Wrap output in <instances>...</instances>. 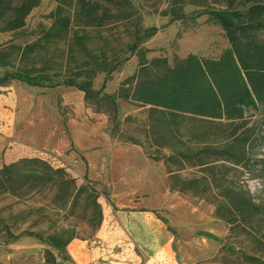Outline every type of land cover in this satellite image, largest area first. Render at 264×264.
<instances>
[{"label": "rangeland", "instance_id": "1", "mask_svg": "<svg viewBox=\"0 0 264 264\" xmlns=\"http://www.w3.org/2000/svg\"><path fill=\"white\" fill-rule=\"evenodd\" d=\"M131 1L142 16L141 26L157 27L144 42L149 61L165 58L172 66L188 53L217 58L229 46L220 26L207 21L204 6L187 3L185 16L170 22L162 14L169 0ZM54 7V0H41L22 29L0 33V43L10 38L15 43L32 41L41 26L50 25ZM122 31L119 27L104 33L110 46L120 47L128 41ZM95 43L100 44L101 38H95ZM113 60L111 72L100 71L93 78L94 89L114 93L137 67V57L130 49ZM9 70L0 68V76ZM117 108L120 128L145 137L149 106L118 98ZM182 132L194 148L201 145L202 137L233 143L229 152L220 148L218 153L202 154L200 165L171 164L180 178L204 175L208 167H214L217 177L264 205V102L244 108L242 117L236 119L188 120ZM122 139L110 133L108 114L84 101L79 80L73 85H66L63 77L42 85L19 80L0 85V166L20 157L38 156L64 167L77 184L85 179L98 182L101 225L90 235L85 221H71L85 238H74L67 245L66 259L54 251L58 264H248L242 262L244 252L264 260V217L256 218L248 233H230L211 199L170 189L164 161L148 158L140 145ZM135 146L140 152H135ZM237 153L244 154L241 161ZM135 164L139 165L136 173ZM39 205L45 207L42 212L36 210ZM50 206L46 191L21 199L0 193V264L43 263L47 244L26 231L30 226L33 232L44 227L46 220L40 215L50 213ZM36 221L43 224L36 225Z\"/></svg>", "mask_w": 264, "mask_h": 264}, {"label": "trees", "instance_id": "2", "mask_svg": "<svg viewBox=\"0 0 264 264\" xmlns=\"http://www.w3.org/2000/svg\"><path fill=\"white\" fill-rule=\"evenodd\" d=\"M41 0H0V33L15 32L25 26L30 11ZM49 26H41L32 41L15 43L12 38L0 43V68H9L0 76V85L19 80L42 85L55 77H63L66 85L79 80L84 101L96 111L108 114L110 133L126 143L142 147L144 154L155 161L163 160L170 189L189 191L211 199L215 213L230 226V233H248L258 217H264V205L255 203L249 194L231 186L224 177H217L214 167L208 173L182 179L171 164H201L202 154L218 153L232 147V141H204L191 147L182 137L188 120L236 119L244 108L264 102V0H169L162 14L174 21L185 16V4L206 7L207 21L217 24L228 41L217 58L188 53L168 65L165 58L149 61L146 39L157 27H142V16L131 0H54ZM122 28L129 38L120 47L110 46L104 33ZM101 43H95V38ZM126 46V47H125ZM125 49L137 57V67L126 76L114 93L93 88V78L111 72L113 58ZM148 105L145 137L131 135L120 128L117 99ZM127 117L126 119H128ZM168 153H162V150ZM239 161L244 154L237 153ZM97 181L85 179L77 184L64 167H55L38 156H24L0 166V193L22 198L27 194H50V213L40 215L46 221L35 234L44 240L43 263L58 264L57 251L66 259L67 245L82 238L76 224L85 221L90 235L100 227L103 213L96 188ZM48 207V206H47ZM46 207V208H47ZM39 205L36 210L42 212ZM69 220L68 223H56ZM43 224L39 221L34 222ZM34 225V224H33ZM8 234L12 235L8 230ZM242 262L264 264L254 253L244 252Z\"/></svg>", "mask_w": 264, "mask_h": 264}, {"label": "crops", "instance_id": "3", "mask_svg": "<svg viewBox=\"0 0 264 264\" xmlns=\"http://www.w3.org/2000/svg\"><path fill=\"white\" fill-rule=\"evenodd\" d=\"M133 148H134L135 152H140V151H139V148H138L137 146H135V147H133ZM140 160H141V159H140ZM138 168H139V165H137V164L133 165V171H134V173H136L135 170L138 169ZM126 181H127V182H129V181L131 182L132 180H131V179H126Z\"/></svg>", "mask_w": 264, "mask_h": 264}]
</instances>
